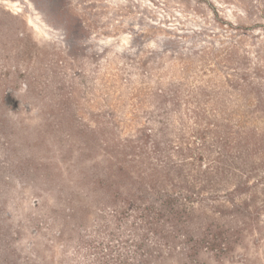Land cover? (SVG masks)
Wrapping results in <instances>:
<instances>
[{
  "label": "trees",
  "instance_id": "16d2710c",
  "mask_svg": "<svg viewBox=\"0 0 264 264\" xmlns=\"http://www.w3.org/2000/svg\"><path fill=\"white\" fill-rule=\"evenodd\" d=\"M59 7L51 12L61 22L64 50L52 52L27 39L20 19L4 11L16 22H0L1 89L21 82L29 92L27 66L35 69L39 58L49 61L44 68L67 72L69 62L85 56L87 28L71 9ZM166 53L123 62L130 73L118 84L128 103L91 117L94 125L79 137L86 147L73 155V166L34 176L53 203L43 201L37 217L24 219L31 256L22 264H187L202 250L224 248L222 225L213 222L222 210L218 204L202 207V190L208 184L233 195L250 191L251 177L257 180L264 168V127H250L234 111L256 103L264 114V92L245 77L248 57L239 55L238 44L195 55ZM233 64L234 73L218 70ZM15 103L0 99L1 133L7 114L20 112ZM35 131L34 140L45 141ZM244 194L250 201L251 194ZM225 201L239 207L234 199Z\"/></svg>",
  "mask_w": 264,
  "mask_h": 264
},
{
  "label": "rangeland",
  "instance_id": "374dc122",
  "mask_svg": "<svg viewBox=\"0 0 264 264\" xmlns=\"http://www.w3.org/2000/svg\"><path fill=\"white\" fill-rule=\"evenodd\" d=\"M59 6L71 9L87 28L85 56L69 62L72 69L67 72L46 69L48 59L39 58L35 69L27 66L32 77L29 92L21 82L0 88V99L17 101L20 108L18 114H7L9 121L0 132V264H22L31 256L25 247L30 235L21 225L28 216L39 215L43 201L53 203V196L45 198L38 189L34 176L45 168L73 166V155L86 147L79 137L91 130L92 118L108 105L118 110L121 100L128 103L118 84L130 73L123 62L135 55L156 57L162 51L167 57L195 55L235 43L239 55L248 57L245 77L264 92V0H0V22H16L5 15L8 10L41 50L63 51L61 22L51 12ZM237 67L220 65L218 70L234 73ZM256 110L253 103L234 112L250 127L262 129L263 107ZM45 122H53L51 128L41 127ZM35 130L45 141L34 140ZM24 158L29 161L20 164ZM34 168L38 171L30 170ZM259 171L257 180L250 178V191L243 188L227 195L224 187H203L200 205L210 209L218 204L222 210L213 222L222 225L218 229L224 248L202 250L187 264H264V168ZM244 193L251 194L250 201ZM229 199L239 207L225 201ZM246 203L251 207L242 209Z\"/></svg>",
  "mask_w": 264,
  "mask_h": 264
}]
</instances>
